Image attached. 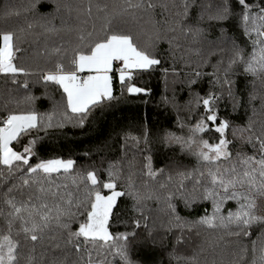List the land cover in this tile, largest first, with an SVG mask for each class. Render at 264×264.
I'll return each mask as SVG.
<instances>
[{
  "label": "snow or ice",
  "instance_id": "6c2138e0",
  "mask_svg": "<svg viewBox=\"0 0 264 264\" xmlns=\"http://www.w3.org/2000/svg\"><path fill=\"white\" fill-rule=\"evenodd\" d=\"M37 2L33 0L25 11H35ZM193 6L194 0H172L171 5H158L154 0H123L111 5L101 0H79L70 5L56 0L54 12L61 8L69 15L75 12V23L62 20L57 28L49 14L40 15L26 27L0 29V74L6 82L20 84L23 89H29V78L35 77L33 83H43L52 101L51 110L41 113L35 108L37 97L30 93L13 96L5 102L7 114L0 117V204L4 206L0 208V264H134L131 248L139 235L135 229L141 228L142 220L145 238L153 236L143 213L145 202L153 199L164 205L167 216L160 227L179 230L177 244L183 242L185 229L195 230L197 235L220 230V240L224 236L235 238L228 242L231 248H224L232 257L228 264H264V0H236L235 8L232 0L201 4L196 21L189 23ZM157 7L169 12L164 22L168 32L190 34L199 42L206 39L205 30L199 27L205 19L220 25L235 21L248 38L245 43L251 44V51L246 53L245 47L222 29L217 39L220 50L229 53L226 66L220 60L213 72L205 73L201 70L203 64H198L185 81L190 99L184 109L191 114L202 107L203 112L193 125H185L178 118L179 128H187V135L165 131L158 137L165 146L179 145L182 152L194 156L197 166L190 170L179 165L154 168L146 126L138 135L123 134L122 162L110 163L104 177L95 168L77 169L73 159H37L31 163L36 145L43 139L40 132L47 135L49 129L68 124L82 128L96 110L120 100L125 92L150 94L151 89L134 82L144 73L159 70L168 91L170 71L173 77L179 73L174 58L170 68L158 67L162 61L156 47L163 36L156 28L159 22L153 18ZM12 14L20 15L18 11L4 12L5 18ZM129 20L152 25L146 42L142 44L139 39L145 29L141 27L137 32L127 27ZM37 27L72 37L68 48L56 47L49 53L56 57L53 67L39 72L25 66L17 56L23 51L20 45L34 35ZM168 43L171 45L172 40ZM238 68L253 78L248 103L260 101L259 109L253 107L242 126L219 115L224 99L231 102L234 112L242 106L234 79ZM114 71L120 96L113 91ZM84 72L88 74L81 76ZM205 75L210 77V87L202 95L192 86ZM257 81L259 92L255 90ZM50 88L60 91L59 100L47 91ZM162 100L179 110L174 90L171 100L168 96ZM9 104L14 107L9 108ZM210 131L218 134L215 142L204 138L203 134ZM229 132L233 139H228ZM234 141L248 145L251 153L241 150L234 154L230 148ZM138 156L142 160L138 161ZM10 180L13 182L8 184ZM122 197L132 201V211L139 216L131 219L132 231L114 233L111 222L119 215L118 201ZM177 201L185 209L210 201L212 212L205 210L204 215L190 221L179 214ZM229 202H234V209L225 208ZM253 229H259L255 239ZM54 250L60 255L50 257ZM203 251L204 247L199 246L191 255L174 251L172 256L183 264H217L215 260H202Z\"/></svg>",
  "mask_w": 264,
  "mask_h": 264
},
{
  "label": "trees",
  "instance_id": "16d2710c",
  "mask_svg": "<svg viewBox=\"0 0 264 264\" xmlns=\"http://www.w3.org/2000/svg\"><path fill=\"white\" fill-rule=\"evenodd\" d=\"M33 0H0V29L26 27L30 22L39 19L40 15L49 16L53 19V23L57 28L61 27L62 20H67L69 23H75V12L71 15L66 9L61 8L59 12H54V4L56 0H38L35 11H25ZM79 0H60L61 4L75 5ZM102 3H122L123 0H101ZM158 5H171L172 0H154ZM218 0H194V6L190 11L189 23H194L197 19V14L200 11L199 5L217 3ZM255 2V0H253ZM233 7H236V0H232ZM12 13L19 12L20 15L4 16L5 11ZM154 20L159 23L156 28L160 31L163 39L157 43L156 53L162 63L158 67H169L175 61V67L178 76L173 77L171 71L169 73V87L165 92L163 74L157 70L150 73H144L139 76L134 82L139 87L151 89L150 94H128L125 92L124 96L117 101H113L110 106L103 110H96L85 126L73 127L71 124L64 128H53L48 130L45 135L40 132L39 135L43 137L35 148L36 156L32 158L31 163H35L37 159H73L76 162L77 169L95 168L99 170L101 177L106 174L104 169L110 163L122 162L124 157V149L122 147V137L126 132H131L138 135L144 126L149 129L151 136V156L153 167L156 169H169L173 166L179 165L182 169H192L197 166V160L194 156L188 155L181 151L179 145L165 146L158 141V137L165 131L175 132L178 135H187V128L181 130L178 126V118L185 125H193L200 113L203 112L202 107L193 111L191 114L184 109V105L190 99L189 88L185 81L192 69H195L198 64H203L201 69L205 73H211L218 61L224 60L225 66L229 53L221 51L218 46V37L221 35V30L225 29L227 34L233 36L241 46L245 47V51H251V44L245 43L248 38L243 36L241 30L235 21H229L223 25L205 19L200 22L199 27L205 30L204 36L206 39H201L197 42L190 34L185 35L180 31L175 33L168 32L165 25V20L169 18V12L163 8L157 7L154 11ZM127 27L133 28L139 32L140 28L145 29V33L139 36L140 42L143 44L147 41L148 35L151 34L152 25L141 21L139 24L129 20ZM68 34L64 32L49 33L44 29L37 27L34 30V35L30 36L27 42L20 45L23 51L17 53V56L22 58L25 66L39 72L41 69H51L53 67L52 61L56 57H50L49 53L53 48L65 47L68 48V41L71 39ZM172 40V44L168 40ZM68 55H71L69 51ZM65 63L67 61L65 60ZM235 79L236 92L241 98L242 106L235 112L232 109L231 102L224 99L220 103L219 115L222 118L228 119L233 125L242 126L247 123V119L252 114V108L259 109V99L248 103L249 93L253 91V78L243 74L241 69H237ZM113 75V91L114 95L120 96V85L118 83V76L115 71ZM18 80H23V77H18ZM175 79L176 83H172ZM35 77L29 78V89H23L20 84H13L0 74V117L7 114L5 110V102L13 96H21L25 93L37 97L35 101V108L41 113L51 110L52 101L48 99L46 89L43 83H33ZM210 77L205 75L197 84L192 86V90L200 92L202 95L209 90ZM175 92V99L180 106L179 110L172 106L171 103L165 104L162 100L163 96H168L171 100ZM255 90L260 91V84L257 81ZM55 99H60V91L48 89ZM147 101V103H145ZM9 108L14 105L9 104ZM256 119H259L257 117ZM204 135L205 139L210 142H215L218 134L214 131L207 132ZM228 139H233L231 133H227ZM30 138V137H29ZM27 142V138L24 141ZM14 146L19 149V145ZM235 154L236 151H246L251 153L252 149L248 145H241L239 141H234L230 146ZM149 153H145L147 155ZM138 161L142 160L141 156L137 157ZM139 167V164H138ZM13 181H8L11 184ZM3 182L0 178V190H2ZM106 191V190H105ZM132 201L127 197H122L118 201V216L112 219L111 230L115 232L132 231L134 226L131 224L133 217H138L139 213L133 212L131 208ZM0 204V208H3ZM232 207L234 209V202H229L225 208ZM164 205L157 200H148L145 202L143 208L144 216L147 217V224L149 229L153 230V236L145 238V229L142 226L137 231L138 238L133 241L131 248V259L134 264H183L182 261L173 259V252L188 256L193 253L199 246L204 247L201 253V259H207L209 262L215 260L217 264H228L232 257L224 251L225 245L229 241L234 240L233 237L224 236L223 240L219 237L223 234L220 230L201 231L200 235L196 234L195 230H184L183 242L177 244L176 237L180 234L178 229L167 231L166 228L160 227L161 222L167 221V216L164 212ZM177 210L182 217L188 220L198 219L201 215L212 212L210 201L194 205L191 209H185L183 204L177 201ZM155 226V227H154ZM75 227V225H74ZM259 229H253V237L256 238ZM217 243L219 246L213 248L212 245ZM45 247H48V241H45ZM231 248V245H228ZM41 250L38 248V251ZM60 255L59 250H54L49 253V256Z\"/></svg>",
  "mask_w": 264,
  "mask_h": 264
},
{
  "label": "rangeland",
  "instance_id": "374dc122",
  "mask_svg": "<svg viewBox=\"0 0 264 264\" xmlns=\"http://www.w3.org/2000/svg\"><path fill=\"white\" fill-rule=\"evenodd\" d=\"M85 75H87L88 73L87 72H84ZM84 73H80L81 76H85ZM62 159V158H61Z\"/></svg>",
  "mask_w": 264,
  "mask_h": 264
},
{
  "label": "crops",
  "instance_id": "0c3cea01",
  "mask_svg": "<svg viewBox=\"0 0 264 264\" xmlns=\"http://www.w3.org/2000/svg\"><path fill=\"white\" fill-rule=\"evenodd\" d=\"M84 75H85V73H84Z\"/></svg>",
  "mask_w": 264,
  "mask_h": 264
}]
</instances>
